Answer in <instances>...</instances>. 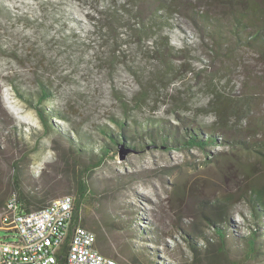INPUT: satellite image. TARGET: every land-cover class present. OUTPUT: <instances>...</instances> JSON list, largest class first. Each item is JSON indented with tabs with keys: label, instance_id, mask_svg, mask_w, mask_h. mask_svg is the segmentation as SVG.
Instances as JSON below:
<instances>
[{
	"label": "rangeland",
	"instance_id": "rangeland-1",
	"mask_svg": "<svg viewBox=\"0 0 264 264\" xmlns=\"http://www.w3.org/2000/svg\"><path fill=\"white\" fill-rule=\"evenodd\" d=\"M167 1L187 2L196 9L213 2ZM109 2L0 0V226H6L5 201L15 190L13 163L18 162L25 191L47 190L54 182L50 196H63L74 180L70 171L61 173L60 155L70 150L67 135L77 142V134L82 139L87 136L97 151L108 143L100 128L118 135L123 131L128 138L138 134L141 126L148 129L153 117L177 124L179 113L187 121L210 123L214 118L206 108L210 91L218 89L237 99L238 109L246 91L243 86L251 79L246 72L258 74L264 68L256 54L247 50L239 54L246 67L231 65L225 72L219 59L203 51L190 22L176 12L170 42L179 46L182 38L189 41L193 69H177L180 74L158 78L162 68L151 51L142 55L132 43L120 55L92 34L91 17ZM41 84L52 101L37 102ZM42 108L58 110L63 116L46 120V126L39 115ZM239 115L240 110L233 115L238 123ZM114 119L125 120L126 131ZM147 137L134 148L129 141L109 144L111 154L86 176L89 193L78 210V220L102 235L108 250L101 251L98 239L97 249L119 264L146 257L154 264H187L191 255L184 237L191 227L205 229L214 247L219 246L212 228L197 218L196 207L200 200L214 199L240 185L232 158H238L241 150L214 146L207 160L196 147L165 148ZM219 152L224 160H215ZM244 158L253 162L249 156ZM229 214L223 223L229 233L228 256L239 264H264V214L253 217L243 201ZM254 231L260 233L262 248L255 246V252L248 254L246 239ZM3 238L15 240V232L0 229Z\"/></svg>",
	"mask_w": 264,
	"mask_h": 264
},
{
	"label": "trees",
	"instance_id": "trees-1",
	"mask_svg": "<svg viewBox=\"0 0 264 264\" xmlns=\"http://www.w3.org/2000/svg\"><path fill=\"white\" fill-rule=\"evenodd\" d=\"M212 1L208 2L205 8L196 9L195 5L179 1L110 0L109 4L102 6V11L91 17L92 34L94 33L103 42L102 45L109 44L113 51H117L120 55H124L132 43L136 48L138 47L142 55L145 54L144 51H151L162 68L158 70V78L174 72L180 74L179 69L191 72L193 68L189 54L193 50L192 45H188L189 41L183 38L179 46L170 42V32L176 28L173 25V18L177 12L190 22L198 35L203 51L213 59H219L221 69L224 67L225 72L230 71L231 65L246 67L244 62L240 61L239 54L247 50L253 51L264 66V0ZM128 69L132 73L135 72L131 67ZM214 76L213 73L210 78L211 84ZM246 76L251 79L243 86L246 91L240 97L242 107L238 109L237 99L225 95L218 89L210 91L206 103V108L214 115L210 123L194 119L187 121L181 113L175 115L177 124L159 121L153 117L150 118L153 120L147 119L151 121L148 129L141 126L138 134L134 133L128 137L129 139L123 131L118 135L113 134L111 130L100 128L107 136L108 143L101 144L97 151L94 150L87 136L82 139L77 134V142L67 135L70 150L60 155V162L63 166L61 173L70 171L74 177L73 187L64 189V194L71 195L74 201L72 224H80L84 227V224L78 220V210L89 193L86 176L111 154L109 144L129 141L130 146L134 148L137 144L141 146L142 138L148 136L150 142L165 148L196 147L205 153V159L209 156V148L214 146L238 148L241 150L240 154L236 153L238 158H232V162L241 177L240 185L214 199L200 200L196 207L197 218L203 219L208 228H212L220 239L219 246L214 247L215 244L212 243V238L207 235L205 229L195 226L191 227L184 239L191 255V260L187 261V264H239L236 259L228 256L226 246L229 244V233L223 223L228 221L229 212L238 201L245 202L253 217L259 218L264 214V108L261 107L264 98V68L258 74L248 71ZM52 99L48 88L41 84L37 102H49ZM238 110L241 112L240 123L233 116ZM39 115L45 125L46 120L63 116L58 110L47 108L39 109ZM114 121L126 131L125 120L114 119ZM152 123L154 127L151 126ZM246 156L251 157L253 162L246 160L244 158ZM70 158L72 162L69 161ZM214 158L225 159L220 152ZM12 168V186L18 193L24 211L40 208L50 199L58 198L59 195L49 194L54 189L53 186L57 185L54 182L55 185H49L47 190L25 191L19 175L18 162L13 163ZM2 203L3 200L0 201V206ZM90 229L94 230L93 227ZM248 238L246 239L249 245L248 254L254 252L255 246L258 249L262 248L259 241L260 233L254 231ZM97 239L101 251L107 252L108 246L104 245L102 235H96V241ZM66 247L65 243L59 250V264H65ZM144 261L133 259L132 263L154 264L149 257Z\"/></svg>",
	"mask_w": 264,
	"mask_h": 264
},
{
	"label": "built area",
	"instance_id": "built-area-1",
	"mask_svg": "<svg viewBox=\"0 0 264 264\" xmlns=\"http://www.w3.org/2000/svg\"><path fill=\"white\" fill-rule=\"evenodd\" d=\"M73 205V197L63 195L24 211L18 193L12 191L3 221L15 231L16 239H0V264H59L58 253L65 243V264H119L99 252L94 232L72 224Z\"/></svg>",
	"mask_w": 264,
	"mask_h": 264
},
{
	"label": "crops",
	"instance_id": "crops-1",
	"mask_svg": "<svg viewBox=\"0 0 264 264\" xmlns=\"http://www.w3.org/2000/svg\"><path fill=\"white\" fill-rule=\"evenodd\" d=\"M0 229H4V230H7V231H11L12 230V228L8 227V225L0 226ZM3 239H5V238H3Z\"/></svg>",
	"mask_w": 264,
	"mask_h": 264
},
{
	"label": "water",
	"instance_id": "water-1",
	"mask_svg": "<svg viewBox=\"0 0 264 264\" xmlns=\"http://www.w3.org/2000/svg\"><path fill=\"white\" fill-rule=\"evenodd\" d=\"M254 252H255V250H254ZM254 252H253V253H254ZM256 252H257V251H256ZM251 254H252V253H251Z\"/></svg>",
	"mask_w": 264,
	"mask_h": 264
}]
</instances>
